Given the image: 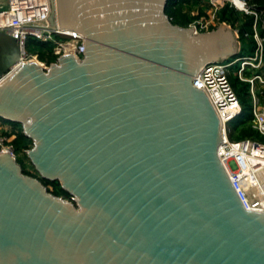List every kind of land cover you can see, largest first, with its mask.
I'll use <instances>...</instances> for the list:
<instances>
[{
	"label": "water",
	"instance_id": "95a60500",
	"mask_svg": "<svg viewBox=\"0 0 264 264\" xmlns=\"http://www.w3.org/2000/svg\"><path fill=\"white\" fill-rule=\"evenodd\" d=\"M53 2L52 27L81 32L83 57L22 61L0 32V117L72 198L1 152L0 264H264V212L242 205L193 83L240 52L238 31L175 24L168 0Z\"/></svg>",
	"mask_w": 264,
	"mask_h": 264
},
{
	"label": "built area",
	"instance_id": "2783aa9c",
	"mask_svg": "<svg viewBox=\"0 0 264 264\" xmlns=\"http://www.w3.org/2000/svg\"><path fill=\"white\" fill-rule=\"evenodd\" d=\"M226 3L238 10L254 14L256 28L260 14L259 10L250 4V0H200L204 13L190 26L197 31H204L209 30L212 25H217V11ZM53 8V0H0V32L17 41L21 48L22 61L37 58V55L27 51V41L31 36L43 41L53 40L54 53L58 57L64 54H72L79 59L83 57L85 43L82 33L75 29L61 28L58 24L52 27L50 18ZM199 11V7L195 8L192 14L198 15ZM262 13L264 14V11ZM255 37L258 45L253 55L208 63L193 78V83L208 95L219 114L223 140L218 145L217 153L242 205L250 211L264 212V142L252 138L233 140L228 130L229 122L242 110L230 78L233 66L239 62L237 74L242 80L250 83L253 98L252 127L264 135V103L257 93L259 86L264 90V73L254 72L250 76L244 74L247 67L259 69L264 63L263 39L257 31ZM13 137L14 135L9 137L0 134V153L8 152L16 157L11 142Z\"/></svg>",
	"mask_w": 264,
	"mask_h": 264
},
{
	"label": "trees",
	"instance_id": "16d2710c",
	"mask_svg": "<svg viewBox=\"0 0 264 264\" xmlns=\"http://www.w3.org/2000/svg\"><path fill=\"white\" fill-rule=\"evenodd\" d=\"M250 4L255 6L259 10L260 16L258 17L256 28V17L254 14L246 13L238 10L234 6H230L226 3L222 6L216 14L218 24L226 22L230 24L234 29L238 31L239 40L241 41L240 52L229 58V60L236 59L242 56L253 55L257 47V39L255 37V31L263 39V62H264V0H250ZM200 9L198 15H193L192 10L195 8ZM166 13L171 18L172 22L181 26H190L201 14L204 13V9L200 6V0H168L166 6ZM217 24V25H218ZM217 25H212L209 30L216 28ZM54 41H43L31 36L27 41V51L30 54L37 55V58L46 63L47 65L57 61L58 56L54 53ZM240 67V63L237 62L233 66V70L230 74L231 82L238 94L241 102L242 110L238 116L232 119L228 124L229 136L233 140H241L246 138H252L258 141L264 142V135L260 134L252 127V94L250 91V83L242 80L238 74L237 69ZM254 72L264 73V63L262 68H246L245 76H250ZM257 93L264 103V90L259 86ZM0 134L12 136V144L14 145L15 155L17 161L21 164L24 173L39 177L49 191L52 193L63 196L65 198H72V195L62 188L58 180H48L42 178L35 165L27 154V150L33 146V140L26 136L22 124L14 122L3 117H0ZM10 125L9 128H5L4 125ZM3 125V126H2Z\"/></svg>",
	"mask_w": 264,
	"mask_h": 264
},
{
	"label": "rangeland",
	"instance_id": "374dc122",
	"mask_svg": "<svg viewBox=\"0 0 264 264\" xmlns=\"http://www.w3.org/2000/svg\"><path fill=\"white\" fill-rule=\"evenodd\" d=\"M56 7V10L58 11V9H57V7H58V5H57V2H56V5H55ZM203 14H201V16H202ZM201 16H199V17H201ZM58 19H59V15H58ZM199 19V18H198ZM216 24H218V23H216ZM218 27H219V25H217ZM241 42V41H240ZM37 59V58H36ZM39 60V59H38ZM40 61V60H39ZM42 62V61H41ZM48 66V65H47ZM3 126V125H2ZM0 127H1V124H0ZM4 127L5 128H9L10 127V125H8V124H5L4 125Z\"/></svg>",
	"mask_w": 264,
	"mask_h": 264
},
{
	"label": "bare ground",
	"instance_id": "6f19581e",
	"mask_svg": "<svg viewBox=\"0 0 264 264\" xmlns=\"http://www.w3.org/2000/svg\"><path fill=\"white\" fill-rule=\"evenodd\" d=\"M54 9V8H53ZM75 57V56H74ZM32 61H35L37 63H40L41 65H46L45 63H42L41 61H38V59H36V57L30 59V60H27L26 62H32Z\"/></svg>",
	"mask_w": 264,
	"mask_h": 264
}]
</instances>
